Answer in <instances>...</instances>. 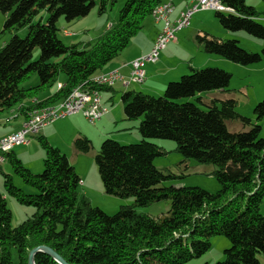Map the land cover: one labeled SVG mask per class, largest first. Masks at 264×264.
I'll return each mask as SVG.
<instances>
[{
    "label": "trees",
    "instance_id": "trees-1",
    "mask_svg": "<svg viewBox=\"0 0 264 264\" xmlns=\"http://www.w3.org/2000/svg\"><path fill=\"white\" fill-rule=\"evenodd\" d=\"M115 0H98V12ZM231 11H215L220 26L229 31L244 30L263 41L261 52H248L238 41L206 31L195 36L208 54L249 65L264 59V26L259 12L246 0H220ZM264 2V0H261ZM164 0H125L118 19L93 42L79 47L66 45L58 36L57 21L68 22L86 16L94 0H0L5 14L4 30L14 32L0 47V112L15 109L24 115L58 104L76 86L89 81L117 57L143 27L145 19ZM44 9V23L33 18ZM27 27L24 37L16 31ZM66 33V32H65ZM38 58L32 60L34 49ZM36 74L39 82L26 86ZM63 74L62 87L58 75ZM232 74L217 67H190L176 81H169L159 96L138 90L121 94L124 120H139L141 140L121 144L102 140L94 157L104 192L133 197L109 214L92 206L79 192L81 178L67 155L44 136H37L43 149V168L32 172L11 151L5 153L13 172L35 189L26 193L2 172L5 195L0 192V264H28L34 247L52 248L69 264H187L211 246L210 238L225 236L230 246L216 264H261L264 256V138L259 121L264 118V99L253 107L254 120L236 111L237 101L225 97L232 92ZM56 83V91L37 98ZM99 92L111 87L93 86ZM217 91L223 97L206 100L205 93ZM227 121H239L242 130L230 131ZM22 122V123H23ZM21 126V125H20ZM37 135V134H36ZM33 136V135H32ZM151 139L175 142L183 160L211 164L220 187L210 192L199 186H159L171 176L154 165L167 151ZM78 153H88L92 141L84 135L73 140ZM6 195L36 211L12 226ZM160 200L170 209L160 217L139 213ZM35 264H60L46 252L34 255Z\"/></svg>",
    "mask_w": 264,
    "mask_h": 264
},
{
    "label": "rangeland",
    "instance_id": "rangeland-1",
    "mask_svg": "<svg viewBox=\"0 0 264 264\" xmlns=\"http://www.w3.org/2000/svg\"><path fill=\"white\" fill-rule=\"evenodd\" d=\"M94 1H95V6L90 10V12L86 16L80 17L70 22L66 21L64 17H60L58 19L57 21V26L59 28L58 36L66 45L71 43H78L79 47L81 48L83 46H87V43H91L95 41L108 28L109 24L115 23L117 21L119 9L125 2V0H115L113 3L110 2L107 5L106 10L102 13H99L98 0H94ZM250 1L251 0H248V2ZM257 1H259V3H261L262 5V7H258V9L256 8L257 11L260 13L259 18L261 19L258 22L264 26V2L261 0H257ZM209 11H211V17L206 15L205 13L201 15V13H198L199 11H197L192 16L190 25L181 28L179 31H177V33H175V36L177 37V39H179V42L183 44V46L188 45V41H187L188 36H193L192 32L190 33L189 31H192V26L196 22L195 18H200L201 20H205L207 24L206 26L203 27V29H205L206 31H209L220 38L236 40L238 41L240 47L248 52H258V53L261 52V49L263 47V41L257 37L248 34L244 30L229 31L223 29L222 31H224L225 33L224 35L218 33L215 27L218 28L220 27L219 29H221V26L217 22L218 20L214 18L215 10L211 9ZM47 16H48L47 12L44 9H42L33 18L32 21L33 22L40 21L44 23L47 19ZM149 18L150 16H148L145 19V21L148 20ZM4 21H5V14H3L0 11V47L5 42H7L11 37V35L14 33L13 31L10 32L8 30L3 29ZM65 32L67 33L72 32L71 35L74 34L75 36L67 37L65 36ZM16 33L18 36L24 37L27 34V27L20 28L18 31H16ZM137 37L138 35L136 36V39ZM191 41L193 42L192 39ZM127 49L124 50L126 51ZM38 55H39V48L36 47L33 51L32 60L37 59ZM210 55L214 57L216 60L211 61L209 63L210 65H204L202 67H206V66L217 67L232 74L229 84V89L232 90V92L226 94L225 97H231L235 99L237 101L236 111L239 114L246 116L247 118H251L253 121L254 120L253 107L257 102L264 99V59H262L260 62L257 63L243 65L240 63H235L231 60H228L216 54H210ZM198 61H199V56L194 57V62H198ZM146 66L144 67L145 70L147 69ZM202 67H197V68H202ZM188 72L189 70L186 71V73ZM180 76L174 81L178 80ZM62 78H64V75L59 74L57 80ZM38 82H39L38 76L34 74L31 77V79L25 83V85L31 86L37 84ZM140 85H141L140 83H132L130 88H134L135 90H138ZM55 86L56 83L50 88V90L54 89ZM218 93L219 92L217 91L208 92L204 94V97L208 101L213 97H217L219 95ZM108 94H109L108 92L100 91V95H102V98L104 97L103 100L105 104H108L107 102H109V100H107ZM159 95L161 94L158 93L154 94V96H159ZM116 99H119L118 95L115 96V100ZM109 104L110 106H113L111 102H109ZM7 112L8 111L0 112V118H2L3 116L6 117L8 115ZM69 120L70 118H67L64 121L66 122ZM61 121L62 119H60L57 123H60ZM138 123L139 120H133V121L123 120L121 122H118L115 124V126H113V132L110 133L112 137L109 135L110 137H106V138H111L113 140L118 141L121 144L137 143L141 140V136L137 129ZM259 124L261 126L260 137L264 138V118H262L259 121ZM70 126L71 125L68 124V127ZM227 126L230 131L242 130V126L239 121H227ZM66 129H67V125L65 129H61L63 132V138H66L68 136V131H66ZM38 136H42V135L40 134ZM97 140H98L97 137H94V139L91 140L92 149L90 151L93 152L95 146L96 149L95 155L97 154L99 146L102 142L101 140L98 143ZM61 141L66 142L60 136H57L54 139V142H61ZM151 141L157 143L158 145L161 144L160 146H163L167 151L163 156H159L154 159V165L159 170H161L165 175L171 176L170 178L164 180L159 185L160 187L161 186H176V187L199 186L210 192H216L219 189L220 185L212 173V170L214 169L213 165L201 164L193 160L190 161L187 160L186 162H181L183 160V157L181 156L180 153H178L175 150L176 145L174 141L165 140V139H151ZM34 143L36 144L35 145L36 147L42 149L41 145L39 144L36 138H34ZM62 144L63 145H61L62 147L60 149L69 158L71 156L70 151H64L65 150L64 148L66 146L64 144L66 143H62ZM35 146H34V151H32L33 154L36 153ZM42 153L44 154L43 149H42ZM83 157H85V159L87 160L84 161L80 158L77 163L76 170L82 172L84 176H86L88 183L92 184V183H96V181H99V183H101L98 170L95 164V160L93 159V157L92 156L91 157L83 156ZM26 161L29 162V159L27 157H26ZM5 166L9 169L7 172L13 176V182L17 187L22 188L26 193L35 192V189L32 186L24 183L22 179L13 172L9 164H5ZM89 166L91 168H88ZM42 168H43V158H42V163L41 161H39V168L33 166L31 167L32 172L34 173L41 172ZM2 181H3L2 172L0 170V187L2 186L0 192L5 194ZM81 188H82V184L79 185V189H78L79 192ZM103 195L106 197V200L97 201L93 197L94 199L92 206H98L99 208H101L102 210H104L109 214L116 212L121 205H131L134 202L133 197L119 198L115 196L106 195L104 194V192ZM97 199L100 200L99 198ZM6 202L8 208L11 210L12 213V218H11L12 226L19 225L23 220L31 216L36 211L35 207L20 204L16 201L14 197L9 195H6ZM169 209H170L169 200H160L145 207H136L137 212L144 213L153 217L164 216L167 214ZM260 212L264 214V197L262 199V202L260 203ZM210 243H211L210 248L204 254H202L198 258L191 259L189 262H187V264H216V262L224 260L225 258L224 250L230 246L229 240L223 235H216L210 238ZM258 256L261 264H264V256L262 254H259Z\"/></svg>",
    "mask_w": 264,
    "mask_h": 264
},
{
    "label": "crops",
    "instance_id": "crops-1",
    "mask_svg": "<svg viewBox=\"0 0 264 264\" xmlns=\"http://www.w3.org/2000/svg\"><path fill=\"white\" fill-rule=\"evenodd\" d=\"M164 1L170 2L173 5V11L170 14V19L174 21L178 17L180 11L186 10L196 0H164ZM246 2L248 5H252L257 9L258 7H262L261 3H259V1L257 0H251L250 2L246 0ZM209 10L211 9H208L206 11L200 10L201 12L199 11L198 13H201V15L205 13L206 15L211 17V11ZM260 20L261 19L258 18V21ZM195 21L196 22L192 26V31H189L190 33L192 32L193 36H188L187 46H183V44H181L179 42V39H177V37L175 36V39L170 41L168 45L166 46V48L160 51L158 55V59L155 62L153 63L149 62L145 64V66L147 65L146 66L147 69L146 70L144 69L145 78H144V81L140 83L141 85L138 88V91H143L145 93L152 94V95L156 93L161 94L169 81H174L180 75L190 70V67L197 68V67H202L204 65H210L209 63L211 61L216 60L210 54L205 53L203 51L202 46L197 44L195 40V36L197 32L206 31L205 29H203V27L207 25L205 20H201L200 18H195ZM189 25H190V22H189ZM219 28L215 27L218 33H221L224 35L225 34L224 31H222L224 28L222 27L221 29ZM161 29H162V23L155 22L152 16L150 15V18L144 21L142 29L130 40V43L125 48V49L127 48L128 49L126 51L125 50L122 51L117 57L111 60L102 69V73L108 72L111 70H117L119 74L122 76V78L117 80L108 90H103L109 93L107 100H109V102H111L113 106H110L109 102H107L108 104H105L103 100L104 97L102 98V95H100L101 103L106 108V113L101 117V119L97 120L94 123H91L81 113H77V114L68 116L67 118H70L69 121H66V122L64 121L67 119L66 117L62 119L60 123H57L59 121L57 120L54 123L50 124L49 126L45 127L43 130L40 131V133L37 134V136L41 134L50 143L52 142L51 143L52 145L57 146L59 148L62 147L61 146L63 145L62 143H66L64 144L66 145L64 148L65 149L64 151H70L71 156L69 157V161L73 165L75 170L77 169L76 168L77 163L80 158L84 161L87 160L83 156H90V157L92 156L94 159L96 149L94 146L93 152L90 151L88 153H78L73 147V140L77 136L84 135V136H87L90 140H93L94 137H97L98 139L97 141L99 143V141L103 140L104 138L111 136L110 133L113 132V126H115L116 123L124 120L123 119L124 113H123L120 97L124 91L134 89V88H130L133 82L127 85L125 84V81H127L129 78V74L131 70L130 62L142 55L147 54L150 51L153 41L155 37L160 33ZM206 32L212 34L209 31H206ZM175 33H177V31ZM71 34L72 32L65 33V36L67 37L75 36L74 34L73 35ZM137 35L138 37L136 39ZM191 39L193 40V42L191 41ZM196 56H199L198 62H194V57ZM63 79L64 78L58 80V85L63 84ZM54 91H56V87L54 89L49 90L48 92L42 93L37 99L41 100L42 98L49 96ZM218 94L219 95L217 97L223 96L221 93H218ZM116 95H118L119 99L115 100ZM7 113L8 115L6 117L3 116L2 118H0V138L16 131L20 127L22 122L25 120L24 115L17 116V112L13 108L9 110ZM68 124H70L71 126L68 127ZM66 125H67L66 131H68V136L66 138H63V132L61 129H65ZM37 136L33 135L29 137L28 143L16 145L12 149V152L22 161L23 164H26V166L31 171H32L31 169L32 166L39 168V161H41L42 163V158H43L42 149H40L39 147H36L35 146L36 144L34 143V138H36ZM57 136L62 137V139L65 140L66 142H63V141L54 142V139ZM57 141H60V140H57ZM34 146L36 148L35 154L32 153V151H34ZM26 157L29 159V162L26 161ZM5 164H9L6 159L2 163H0V170L1 172L4 171L8 173L7 171L9 169L5 166ZM88 168H91V167L89 166ZM76 172L79 174V176L82 177L81 183H80L82 184V188L80 190V193L84 194L89 199L91 204H93L94 198L97 201L106 200V197L103 195L104 188H103V185L101 184L102 182L99 183V181H96V183H92V184L88 183L86 176H84L82 172H79L78 170H76ZM104 194L106 193L104 192ZM97 198H99L100 200H98Z\"/></svg>",
    "mask_w": 264,
    "mask_h": 264
},
{
    "label": "built area",
    "instance_id": "built-area-1",
    "mask_svg": "<svg viewBox=\"0 0 264 264\" xmlns=\"http://www.w3.org/2000/svg\"><path fill=\"white\" fill-rule=\"evenodd\" d=\"M170 9H173L172 3L171 6H167L163 13L156 16L155 22H161L162 29L155 37L150 51L130 62L131 70L128 80L125 81L126 85L131 82L142 83L145 64L147 62L153 63L158 59L160 51L165 49L168 43L175 39V32L189 25L194 13L200 10L212 9V0H196L186 10L180 11V16L177 17L176 21H169ZM225 11L231 10L225 6ZM121 78L122 76L117 70H111L104 77L96 78L92 82H84L82 86L77 87L75 101L65 105L60 112L52 114L46 119L28 123V127L18 128L13 133L6 135V139H0V163L5 160V153L11 151L14 146L28 143L29 137L40 133L41 130L57 120L77 113H81L91 123L101 119L106 113V108L101 103L99 91L93 86L111 87ZM91 92H98V100H91Z\"/></svg>",
    "mask_w": 264,
    "mask_h": 264
},
{
    "label": "bare ground",
    "instance_id": "bare-ground-1",
    "mask_svg": "<svg viewBox=\"0 0 264 264\" xmlns=\"http://www.w3.org/2000/svg\"><path fill=\"white\" fill-rule=\"evenodd\" d=\"M167 6H171V3L161 2L154 8V10L151 13V16L154 21H155L156 16H159L160 13H163L167 9ZM212 9L217 10V11H225V6L222 4L220 0H212ZM172 11L173 9H170L169 11V21H172L170 19V14L172 13ZM178 16H180V12ZM176 20L177 18L174 21ZM106 75H107V72L100 73L98 75H95L89 81H86V82H92L96 78L104 77ZM144 78H145V70H144V74H142V82L144 81ZM83 84L84 83L78 86H82ZM78 86L73 88L71 92L69 93V95L65 99H63L61 102H59L58 104L50 106V107H46L40 110H36L30 113L29 118L25 122H23L19 128L28 127V123L36 122L37 120H40V119H46L52 114L60 112L65 105H68L75 101ZM59 87H62V85L59 84ZM91 100H98V92H91ZM0 139H6V135L1 137Z\"/></svg>",
    "mask_w": 264,
    "mask_h": 264
},
{
    "label": "water",
    "instance_id": "water-1",
    "mask_svg": "<svg viewBox=\"0 0 264 264\" xmlns=\"http://www.w3.org/2000/svg\"><path fill=\"white\" fill-rule=\"evenodd\" d=\"M37 252H46L48 253L53 259H55L60 264H69L67 263L60 255H58L52 248L45 245H40L37 247H34L30 250L29 256H28V264H35L34 263V255Z\"/></svg>",
    "mask_w": 264,
    "mask_h": 264
}]
</instances>
